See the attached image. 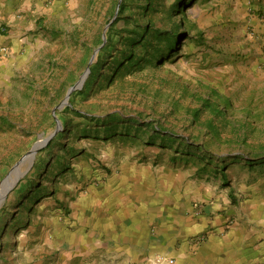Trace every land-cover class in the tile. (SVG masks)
Listing matches in <instances>:
<instances>
[{
    "label": "rangeland",
    "instance_id": "1",
    "mask_svg": "<svg viewBox=\"0 0 264 264\" xmlns=\"http://www.w3.org/2000/svg\"><path fill=\"white\" fill-rule=\"evenodd\" d=\"M24 11L0 0V188L21 175L0 203V264L96 251L72 219L82 168L170 163L227 167L247 233L233 263L264 264V0H54L40 29Z\"/></svg>",
    "mask_w": 264,
    "mask_h": 264
},
{
    "label": "crops",
    "instance_id": "2",
    "mask_svg": "<svg viewBox=\"0 0 264 264\" xmlns=\"http://www.w3.org/2000/svg\"><path fill=\"white\" fill-rule=\"evenodd\" d=\"M18 2L32 20L29 28L40 29L52 4ZM173 166L82 168L71 185L81 189L72 202V219L77 216L88 230L89 241L96 237L97 249L84 261L71 256L69 264H171V260L172 264H234L244 260V200L235 203L241 196L232 186L227 167ZM241 185L243 194L244 181ZM255 211L251 204L249 213ZM74 239V244L81 241ZM159 256L165 261L158 263Z\"/></svg>",
    "mask_w": 264,
    "mask_h": 264
},
{
    "label": "water",
    "instance_id": "3",
    "mask_svg": "<svg viewBox=\"0 0 264 264\" xmlns=\"http://www.w3.org/2000/svg\"><path fill=\"white\" fill-rule=\"evenodd\" d=\"M103 40H104V43H105L106 38L104 37ZM99 50H100V49H98V50L96 51V53H95L93 59L95 58V56L97 55V53L99 52ZM91 62H92V61H91ZM89 73H90V70L88 69V70L86 71L85 75L82 77L80 83H79L78 85H76L75 87H73V88H71V89L69 90L68 95H67V98H66V100H65V102H64V104H63L62 106L67 105L68 100H69V97H70V95H71L74 91L80 90V89L82 88V86H83V84H84V82H85V80H86V77L89 75ZM56 133H57V131L54 132L53 134H51V135L46 139L45 144H44L43 146H40V148H37V149H36V146H37V145H36V146L33 148V150H32L29 154H27V155L22 159V161H24L26 158H28V157H30V156H34V157H35V155L38 153V151H39L40 149H42V148H44V147L47 146V144L49 143V141L54 137V135H55ZM17 182H18V181H17ZM17 182H16V183H17ZM16 183H15L12 187L5 189V191H4V195H3V196L1 197V199H0V203H1V202L7 197V195L10 193V191L15 187Z\"/></svg>",
    "mask_w": 264,
    "mask_h": 264
},
{
    "label": "bare ground",
    "instance_id": "4",
    "mask_svg": "<svg viewBox=\"0 0 264 264\" xmlns=\"http://www.w3.org/2000/svg\"><path fill=\"white\" fill-rule=\"evenodd\" d=\"M44 144H45V141H44V143H42V144L36 146V149H37V148H40V146H43ZM27 159H28L29 162H32V160L34 159V156H30V157L26 158L25 160H27ZM19 174H20V170H19V167H17V168L13 171V173L11 174V176H10V177L5 181V183L1 186V188H0V199H1V197L4 195V191H5V189L12 187V186H13V185H14V184L20 179L21 175L18 176ZM14 182H15V183H14Z\"/></svg>",
    "mask_w": 264,
    "mask_h": 264
},
{
    "label": "trees",
    "instance_id": "5",
    "mask_svg": "<svg viewBox=\"0 0 264 264\" xmlns=\"http://www.w3.org/2000/svg\"><path fill=\"white\" fill-rule=\"evenodd\" d=\"M180 2V1H179ZM124 4H122V6H123ZM121 6V7H122ZM125 6V5H124ZM153 5L150 3V5H149V7H148V10H147V13H145L146 14V16L149 14V12L151 11L150 9H151V7H152ZM177 6H179V3H177ZM175 9V8H174ZM177 10V9H176ZM118 21L120 20L119 18L117 19ZM134 34H136V36L138 35V33H134ZM164 34H166V36H168L169 38H168V40H171V38L172 37H176V34L177 33H175V34H171V33H163V37H165L164 36ZM172 36V37H171ZM158 134V133H157ZM158 142H161V139H159L158 140Z\"/></svg>",
    "mask_w": 264,
    "mask_h": 264
},
{
    "label": "built area",
    "instance_id": "6",
    "mask_svg": "<svg viewBox=\"0 0 264 264\" xmlns=\"http://www.w3.org/2000/svg\"><path fill=\"white\" fill-rule=\"evenodd\" d=\"M54 2V0H46V4H47V6L48 5H50V4H52ZM3 52H6V49H3L2 50ZM205 237H207V235H204ZM203 238V237H202ZM201 238V239H202ZM165 261V257H163V256H159L158 258H157V262L158 263H161V262H164ZM170 263L172 264L173 263V261L171 260L170 261Z\"/></svg>",
    "mask_w": 264,
    "mask_h": 264
}]
</instances>
